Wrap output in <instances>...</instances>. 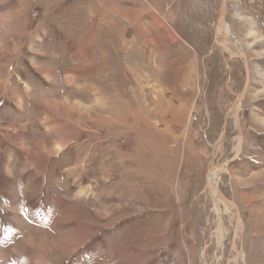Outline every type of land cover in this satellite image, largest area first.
Here are the masks:
<instances>
[{
	"label": "rangeland",
	"instance_id": "374dc122",
	"mask_svg": "<svg viewBox=\"0 0 264 264\" xmlns=\"http://www.w3.org/2000/svg\"><path fill=\"white\" fill-rule=\"evenodd\" d=\"M220 4L0 0V55L9 57L0 73V91L9 78L7 95L0 94V153L18 151L20 143L29 167L34 157L47 168L63 157L50 171L70 173L72 194L92 198V211L115 200L101 191L127 178L144 186L140 216L55 222L0 174V264L228 262L238 239L206 177L221 131L228 143L220 162L238 144L231 111L246 73L223 38V45L217 41ZM226 19L250 77L239 113L242 153L218 183L242 216L241 264H264V0H228ZM165 125L174 136L160 142Z\"/></svg>",
	"mask_w": 264,
	"mask_h": 264
},
{
	"label": "crops",
	"instance_id": "0c3cea01",
	"mask_svg": "<svg viewBox=\"0 0 264 264\" xmlns=\"http://www.w3.org/2000/svg\"><path fill=\"white\" fill-rule=\"evenodd\" d=\"M0 56V73H3L6 69L5 67L8 65L9 57L4 55ZM19 62L20 59L18 60V66L9 65L8 71L14 70L16 66L19 68ZM8 88L9 78H6L5 85L2 87L0 94L7 95ZM50 89L52 88L50 87ZM159 103L162 104V102ZM161 104H158V106L155 107V111L160 110ZM149 112H151V115L153 114L151 110ZM139 113H142V116L146 115L143 112ZM141 126H138V129H141ZM46 135L50 137V134ZM158 136L162 137V139L158 141L163 142L167 139V137L171 138L174 134L169 128V125H165L164 128H158ZM41 143L44 144L45 141L41 140L38 145V150L41 153V156H43ZM18 145V151L16 152L10 150L1 151L0 155H2L4 159L0 162V174L5 177L4 184H6L7 187L12 188V191L15 189L12 184H15L14 182L16 180L15 186L18 195L20 197L22 196L27 198L28 204L31 205L37 212L42 213L40 216L43 219H50L54 217L55 222L91 223V220H95L97 218L98 220H106L107 215L110 214H117L118 220H122L127 217L140 216L138 214V205L142 200V192L144 190L143 179L140 184L130 181L129 178H127L124 182L123 179L129 174V169L124 167L122 168L124 173L118 177L119 180L121 179L124 183L118 184L117 189H106V191H101L103 199L107 200L108 198L113 197L115 200L111 203L109 201L108 203H104V210L92 211L93 205L91 206L90 202L92 201V198L88 197L84 200L79 197L80 195L75 197L72 194L73 182H68L69 178H71V174L69 172L68 178L66 175L67 173L60 174L50 171L53 162L56 160L62 161L63 157L58 156L52 159L48 168L46 166L43 167V164H46L45 162H42L38 158L34 157V162L28 160V163L33 164L32 167H29L27 166L26 158L24 156L26 147H21L20 143H18ZM61 178L65 180V185H62L59 182H57V184L54 183V181ZM67 188L69 189L67 190ZM138 189H140V192L137 194L136 191ZM114 194H116L115 197ZM47 200H49L48 204L45 203ZM165 221L169 223L168 219ZM65 237L68 238L69 236Z\"/></svg>",
	"mask_w": 264,
	"mask_h": 264
},
{
	"label": "water",
	"instance_id": "95a60500",
	"mask_svg": "<svg viewBox=\"0 0 264 264\" xmlns=\"http://www.w3.org/2000/svg\"><path fill=\"white\" fill-rule=\"evenodd\" d=\"M227 4H228V0H221V4H220V9H219V15H218V23L222 25V36H223V42L227 43L229 45V47L231 49H233L235 52V54L233 55L234 58H239L241 61H243L244 67H245V73H246V81H245V86L238 98V105L234 106L232 112L234 115V121L237 127V134H238V141H239V151L237 153V155L233 158L227 159L225 161H221V165L226 163L227 167L233 163L235 160H237L241 153H242V148H243V144H244V136H243V132H242V126H241V119L239 116L240 110L243 106L244 103V99L246 97V92H247V86L249 83V77H250V71H249V65H248V60H247V56L245 54V52L242 50V48L240 47V45L235 41V37L233 35H231L230 32V27H229V23L227 22L226 19V13H227ZM229 35L231 40H229ZM222 51L224 53V49L222 47ZM225 54V53H224ZM227 124V116L225 117L224 120V125L226 126ZM224 128V127H223ZM225 131L222 130L220 133V137L224 138V133ZM225 145L228 143L227 138L225 137ZM224 153V148H221V150L219 151V156L217 158H215V161L213 162V164H215L214 167H211L207 173V177H206V184L209 187L210 192L216 196L219 197L222 201H224V203L226 204V207L228 208L229 212H230V216L232 218V227H233V231H234V235L236 237H238V245L237 248H235L234 253L231 255V257L229 258L228 262L226 264H232L233 261L239 257V255L244 256V247H243V230L239 232V227L240 224L242 223V216L240 214V211L238 209V206L235 204L233 198L227 194H225L219 187H217L214 183H213V175L214 172L217 170V164L220 163L219 162V158L222 157ZM217 161V162H216ZM238 234V235H237Z\"/></svg>",
	"mask_w": 264,
	"mask_h": 264
},
{
	"label": "bare ground",
	"instance_id": "6f19581e",
	"mask_svg": "<svg viewBox=\"0 0 264 264\" xmlns=\"http://www.w3.org/2000/svg\"><path fill=\"white\" fill-rule=\"evenodd\" d=\"M222 33H223V30H222V25L221 24H218V27H217V41H218V43H222V38H223V36H222ZM222 37V38H221ZM229 40H231V38H230V35H229ZM222 45H223V43H222ZM224 47H225V50H227L228 52H229V56L230 57H234L233 55L235 54V52L236 51H234L233 49H231L230 47H229V45L227 44V43H224ZM240 96V95H239ZM239 96H238V98H239ZM237 101H238V99H237ZM235 102L234 103V105H233V107H232V110H233V108H234V106H235V104H236V106L238 105L237 103L238 102ZM232 112V111H231ZM232 116H233V118H234V115H233V112H232ZM235 119V118H234ZM224 144V140L222 139V137H221V140L218 142V144H217V146H216V148H222V145ZM239 148H240V146H239V141H238V144H237V146H236V148H235V151H234V153H232L233 155L230 157V158H234L236 155H237V153H238V151H239ZM230 158H228V159H230ZM227 160V159H226ZM220 162V161H219ZM227 163V162H226ZM226 163H224V164H222L221 165V162L220 163H218L217 164V170L214 172V175H213V183L217 186V187H219V179L221 178V176H222V174H223V172L227 169V165H226ZM215 166V164H213L212 165V167H214ZM221 201V203L225 206V208L227 209V207H226V204L224 203V201H222V200H220ZM242 228H243V222L240 224V227H239V232L240 231H242ZM238 235V234H237ZM238 238V237H237ZM236 248V247H235ZM235 251V250H234ZM241 262H243V258H242V256L241 255H239V257H237L234 261H233V264H241Z\"/></svg>",
	"mask_w": 264,
	"mask_h": 264
}]
</instances>
